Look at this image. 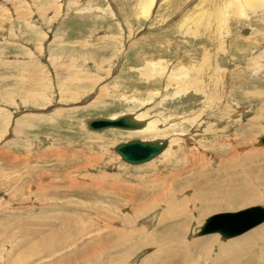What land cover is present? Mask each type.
<instances>
[{
  "label": "rangeland",
  "instance_id": "1",
  "mask_svg": "<svg viewBox=\"0 0 264 264\" xmlns=\"http://www.w3.org/2000/svg\"><path fill=\"white\" fill-rule=\"evenodd\" d=\"M143 1L0 0V264H46L57 255L60 259L53 264L148 262L151 246L129 260L117 255L123 251H112L114 231L131 213L128 204L147 205V214L135 223L152 231L167 207H159L161 199L155 203L153 198L157 189H167L163 181L170 173L180 174L172 181L176 183L170 182L174 189L209 180L205 188L225 193L221 186L230 176L218 174L224 164L248 169L240 157L264 150L259 143L264 131L254 129L255 124L264 127L262 9L251 8L249 18L232 15L228 35L218 38L220 31L214 35L209 28L219 19L217 13L207 25L196 19L201 8L191 10L199 0H156L147 18L141 12ZM159 58L174 69L190 67L188 75L200 67L196 75H209L210 84L216 78V92L208 95L211 88L206 86V93L191 89L173 96L177 82L167 75L169 68L162 76L142 75L148 61ZM218 78L223 80L219 85ZM250 85L263 95H249ZM149 96L150 103H141ZM233 105L239 115L231 118L236 114ZM128 111L158 122L156 129L100 132L88 127L92 118ZM250 123H255L251 131L246 129ZM159 137L173 145L144 164L124 162L115 151L121 142ZM226 139L238 144L233 156L227 155L233 146ZM158 177H163L161 184L153 186ZM127 192L135 201H128ZM234 204L208 211L195 222L189 240L233 239L198 232L213 214L264 206L262 201ZM141 211L135 210V218ZM68 223L75 232L66 239L67 246L65 239H57L59 247L44 251L47 244L40 240L45 233L64 230ZM262 226L264 222L239 236ZM91 232L95 238L89 241Z\"/></svg>",
  "mask_w": 264,
  "mask_h": 264
},
{
  "label": "bare ground",
  "instance_id": "2",
  "mask_svg": "<svg viewBox=\"0 0 264 264\" xmlns=\"http://www.w3.org/2000/svg\"><path fill=\"white\" fill-rule=\"evenodd\" d=\"M155 1L156 0H145V1H143V3H140L141 8H142L141 9L142 15H144L146 18L151 13V8H154V6L156 5ZM206 3H208V4H206ZM196 6L201 8L200 9L201 16L200 17L198 16L196 19H199V22L200 21H203L204 23L207 22L208 23L207 25L212 24L213 21L211 20V16L214 17L213 15H215V13H217V16L219 19L218 20L214 19L215 20L214 25L213 26L210 25L209 28L211 29L212 34H214V35L215 34L218 35L217 32L220 31L221 35H218V38L219 37L223 38L224 35H228V33H229L228 32L229 31L228 30V23H229L230 17L232 15L238 14V17L249 18L250 17L249 10L251 8H254L255 9L254 11H256L258 8H260L264 12V0H225V1L224 0H199V3L194 4L191 7V10L194 8L196 9ZM208 15H209V18H207ZM209 22H210V24H209ZM215 26H217V27H215ZM196 27L197 28L194 29V31H195L194 33H198L197 31H199L198 26H196ZM210 56H212V55H210ZM205 58H207V57H205ZM203 59H204V57H203ZM209 60H210V58L208 59V61ZM211 60H210V63H211ZM253 60H255V58ZM204 63H207L205 59H204ZM203 66H204V64H203ZM167 68H169V72L167 74L169 76V78L171 80H176L174 82H177L176 83L177 87H174L176 89L174 91L173 96L178 97V96L187 94L188 92L191 91V89L195 90L196 93L201 92V91L206 89L205 88L206 86H209V88H211L210 93H208V95H214V92H216L215 91L216 86H217L216 85V78H213V76H212L211 77V80H212L211 84L208 83L207 79H208L209 75H205V77H203V78L201 76H199V74L196 75L198 73L197 71L200 70L199 69L200 67L198 69H196L197 66L194 67V70L192 69L193 73L190 74V75H192V76H190L188 74L190 73L191 70L189 71V73L187 72V69L190 67L184 68V66H183L182 68L174 69V68H171L170 66H168L167 61H165V60L163 61L162 59L159 58L158 60L157 59L149 60L148 63L141 69V71H142V75H145L147 78H152L154 76L164 75L167 72ZM195 69L197 71H195ZM204 70H205V68H204ZM203 72H202V74L205 73V72L204 73ZM182 73H185L186 75H183ZM156 74H158V75H156ZM212 74L213 73H211V75ZM220 81H223V80L218 78V85H219ZM224 84H225V82H224ZM254 87L255 86L250 85V87H249L250 89L248 92L249 95L250 94L251 95H263L262 91L257 90ZM167 88H168V86H167ZM225 88L226 87L224 85V89ZM158 91L156 90L155 92L153 91V93L151 92L152 93L151 95H154V96L157 95ZM204 93H206V90ZM223 94H224V91H223ZM40 95L43 97L42 94H40ZM228 96H229V94H228ZM36 97L37 96H34V98H36ZM223 98L221 97L222 100H223ZM128 99H129V97H128ZM152 99H153V97L149 96L146 100L141 101V103L148 104L152 101ZM219 99H220V96H219ZM135 101H137V99ZM139 102H140V100H139ZM221 102H223V101H221ZM243 108H242V110H244ZM232 110H234L236 112V114H234L235 116L234 115L231 116V118L237 117V115H239V114H237V110H238L237 106L233 105L231 111ZM131 111H128V113L134 119L145 121V125L142 128L132 129V130H142L143 129V131H145V130L151 131V130L156 129L155 127L157 126L158 122L151 120V118L145 120L143 117H141L140 113L135 114L134 112H131ZM262 111H264V105L261 109V113H262ZM114 118H116V117H114ZM147 118H149V117H147ZM188 120H190V119H188ZM193 121H195V120H193ZM261 122H263V121H261ZM253 124H255V123H250V124L246 125L247 126L246 129L251 131V127H252L251 125H253ZM210 128H211V126H210ZM108 129H112V128H108ZM113 129H119V128H113ZM158 129H159V126H158ZM254 129H259V130L263 129V131H264V127L262 126V128H261V126L258 124L254 125ZM103 130H106V129H103ZM121 130H127V129H121ZM93 131H100L101 132L102 130H93ZM159 139H167L168 140V145H167L166 149L169 147L171 148V145H173L172 143L170 144V140L167 137H159ZM152 140H155V139H152ZM227 140L229 141L230 139H226V141ZM233 144H234V142H232V141L229 143V146H231V147L233 146V147L231 149V152H229L227 154L228 156L230 154L233 156L235 153H237L238 144L237 145H233ZM175 145H176V143H175ZM164 151H162L160 154H158L152 160L159 157L161 154H163ZM194 153H196V152H194ZM192 156H193V154H192ZM242 157H245L244 161H246V164H249V167H247L248 169H246V168L243 169L240 166H236L235 164H237V163H234V165L232 163V165H231L230 162H228V163L224 164V172L218 173L219 175H221V174L225 175V173H227L226 175L230 176L229 177L230 180H225L223 185L221 186V188L224 187V189L226 190L225 193H222V192L218 193L216 190L213 191L212 189L209 191L208 188H205L206 187L205 185L208 184L207 182H209V180L206 183L205 182L202 183L203 182L202 180H199V181L197 180V182H195V181L193 183L190 182L187 186H181L180 185L181 187L178 186L180 184L179 183L177 185L178 187L177 188L175 187L176 189H174L171 185L173 183L172 181H173L174 177L176 178V176L178 177V175L180 176V174H178L177 172L176 173L175 172L170 173L167 176V178L164 179V181H163V185H167V189L165 191H163V193H162V191H159V189H157L158 191L156 192V194L154 193L155 197L153 198V201H155V203H156L157 199H161L162 202L159 205H161L163 203L164 204L166 203V205H167V207H165V209H163V211L160 213V215H159L160 217L158 218L157 222L155 221L156 227L152 230L153 233H155V234L157 233L158 236L157 237L152 236L150 234V232H152V231H150L151 230L150 228H149L150 229L149 230L146 226H140V225H138V223H135L136 219L142 217V215H144V214H147V213H144L145 211L148 210L147 205L143 204V206L138 207L137 206L138 204H134L135 206L131 207V205L128 204L130 207L131 213L125 219L122 220L123 222L121 221L120 228L116 229L114 231V233L116 234V241H114V243L111 245L112 246L111 248H113L112 251H114V250L116 252L123 251V252H121L122 254L118 253L117 255L122 256L123 257L122 259H124V260H127V258L129 257L128 258V260H129L138 250L147 249L151 246L152 252L148 256V262L145 261L142 264H180V263H182V264H200L203 260H205V262H206V259L208 260V264H264V259L260 258V253L261 252L264 253V226H262V228H260V229L253 230V231L246 233L242 236H239L237 238L232 237L233 239H230V240L225 241V242L220 240L217 236H203V237H199V238H191V240H189L190 235H191V230L193 229L195 222L197 221V223L198 222L200 223L202 220V217L208 211H211L213 209H219V208L226 207V206L229 207L230 205H232V203H235L233 206L236 207V206H243L246 204V202L247 203L248 202H258V201H259V203L261 201L264 202V192H262V190H264L263 189V187H264V150H262V151L260 150L256 153L254 152V154L245 153L240 158H242ZM152 160H150V161H152ZM150 161H148V162H150ZM142 164H144V163H142ZM131 165H135V164H131ZM138 165H140V164H138ZM218 177H220V176H218ZM162 179H163V177H158V178L153 179L152 180L154 182L153 186L160 185ZM175 180H174V183H176ZM170 182H171V184H170ZM209 184H211V183H209ZM137 193H139V191H137ZM129 196H130V192H127V199H129ZM131 196H132V194H131ZM133 196H134V198L136 197L135 194ZM250 200H252V201H250ZM128 201H130V199ZM131 201H135V200L133 198H131ZM159 207H163V206L161 205ZM142 209H144V210L141 211ZM135 210L141 211L139 217H137V218H135V215L133 214L135 212ZM148 213H150V212H148ZM110 219H111V217H110ZM114 219L118 220V218L116 216L114 217ZM72 226H73V224L68 223V225L66 226V228H64V230H62V229L55 230L54 232L48 233L47 236L45 233V235L40 240V241H43L44 243L46 242V244H47V245H45L44 251L49 252L50 250H52L56 247H59L58 244H55L57 239H65V241H64L65 246H67L66 245L67 244L66 239L69 238L70 234L75 232L73 230V228H71ZM93 232H95V231H93ZM93 232H91V236L89 238V241L93 240L95 238L92 235ZM210 234H212V233H210ZM73 236H78V235H73ZM98 237H99V233H98L97 238ZM94 242H96V241H94ZM37 243H39V242L33 243L31 241L29 244L35 245ZM74 243H73V245H74ZM27 246H25V247H27ZM68 246H70V244ZM213 250H217V252L213 254V252H212ZM212 254L214 255L213 257H211ZM59 256L60 255H57V256L51 258V259H53V261L48 260L49 262H46V264L55 263L56 261H58L60 259ZM118 256H117V258H119ZM124 262H126V261H124ZM92 264H94V263H92Z\"/></svg>",
  "mask_w": 264,
  "mask_h": 264
},
{
  "label": "water",
  "instance_id": "3",
  "mask_svg": "<svg viewBox=\"0 0 264 264\" xmlns=\"http://www.w3.org/2000/svg\"><path fill=\"white\" fill-rule=\"evenodd\" d=\"M145 125L144 120L134 119L129 113L116 118L98 117L88 122L91 130L108 128L139 129ZM264 145V135L259 138ZM167 139L143 140L131 139L116 145L115 151L121 155L123 161L130 164H142L152 160L166 149ZM264 222V206L252 205L237 211L220 212L206 218L199 235L219 233L225 238L239 236Z\"/></svg>",
  "mask_w": 264,
  "mask_h": 264
}]
</instances>
